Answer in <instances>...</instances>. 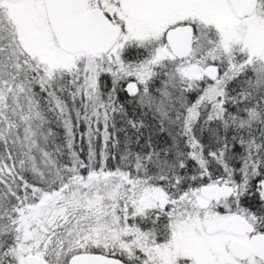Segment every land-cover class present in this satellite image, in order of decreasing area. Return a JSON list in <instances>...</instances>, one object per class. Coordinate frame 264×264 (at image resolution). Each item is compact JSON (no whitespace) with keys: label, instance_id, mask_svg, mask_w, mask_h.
Segmentation results:
<instances>
[{"label":"snow or ice","instance_id":"6c2138e0","mask_svg":"<svg viewBox=\"0 0 264 264\" xmlns=\"http://www.w3.org/2000/svg\"><path fill=\"white\" fill-rule=\"evenodd\" d=\"M0 264H264V0H0Z\"/></svg>","mask_w":264,"mask_h":264}]
</instances>
